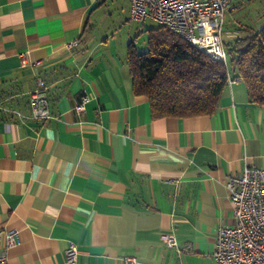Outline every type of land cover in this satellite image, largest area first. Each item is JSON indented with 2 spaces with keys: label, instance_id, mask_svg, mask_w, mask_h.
<instances>
[{
  "label": "crops",
  "instance_id": "crops-1",
  "mask_svg": "<svg viewBox=\"0 0 264 264\" xmlns=\"http://www.w3.org/2000/svg\"><path fill=\"white\" fill-rule=\"evenodd\" d=\"M119 8L129 18L130 0H0V231H18L8 264H217V226L234 222L225 179L264 167V105L241 79L211 114L152 117L128 44L98 27ZM37 78L42 121L29 108ZM167 232L188 250L167 247Z\"/></svg>",
  "mask_w": 264,
  "mask_h": 264
},
{
  "label": "built area",
  "instance_id": "built-area-1",
  "mask_svg": "<svg viewBox=\"0 0 264 264\" xmlns=\"http://www.w3.org/2000/svg\"><path fill=\"white\" fill-rule=\"evenodd\" d=\"M228 7L229 0H130L129 19L141 24L154 20L212 59L225 63L221 30ZM20 62L22 66L29 64L26 53L21 54ZM45 90V82L37 78L29 93L30 114L35 120L51 117ZM87 99L83 96L75 105L77 113ZM224 185L234 222L217 226L213 258L217 264H264V167L247 166L238 175H228ZM160 239L177 252L188 250L187 245L179 247L171 232L161 233ZM17 241V230L0 231V264H8L5 250ZM76 254L77 247L71 243L65 250L66 263H73ZM121 261L137 264L135 257H123Z\"/></svg>",
  "mask_w": 264,
  "mask_h": 264
},
{
  "label": "trees",
  "instance_id": "trees-1",
  "mask_svg": "<svg viewBox=\"0 0 264 264\" xmlns=\"http://www.w3.org/2000/svg\"><path fill=\"white\" fill-rule=\"evenodd\" d=\"M240 28L245 33L224 44L228 63L161 25L150 34L146 51L129 42L126 61L133 93L147 97L153 118L208 115L225 85L239 78L251 100L264 105V19L257 27Z\"/></svg>",
  "mask_w": 264,
  "mask_h": 264
},
{
  "label": "rangeland",
  "instance_id": "rangeland-1",
  "mask_svg": "<svg viewBox=\"0 0 264 264\" xmlns=\"http://www.w3.org/2000/svg\"><path fill=\"white\" fill-rule=\"evenodd\" d=\"M231 2L235 4L230 5L229 3L221 30V41L226 46L237 36L245 33L240 26L257 27L264 19V0H231ZM102 24L98 27L111 32L109 38L112 45L123 48L129 42H133L140 52L147 50V40L150 34L160 27V24L151 19L143 24L130 20L120 8L118 11H112L111 16ZM228 60L229 58H227V63Z\"/></svg>",
  "mask_w": 264,
  "mask_h": 264
}]
</instances>
